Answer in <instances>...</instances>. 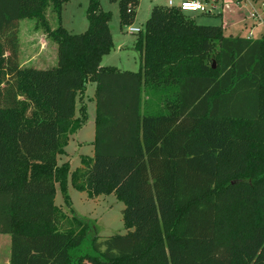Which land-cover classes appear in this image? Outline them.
I'll list each match as a JSON object with an SVG mask.
<instances>
[{"label":"trees","instance_id":"trees-1","mask_svg":"<svg viewBox=\"0 0 264 264\" xmlns=\"http://www.w3.org/2000/svg\"><path fill=\"white\" fill-rule=\"evenodd\" d=\"M68 1L0 0V234L10 236L9 264H264V32L225 35L222 25L155 5L133 43L139 69L120 70L101 64L114 47L110 13L90 0L89 27L74 34L60 23ZM118 1L122 25H132L139 0ZM25 18L57 44L55 66L20 63ZM89 82L94 157L71 173L58 157L87 122ZM149 92L160 96L157 110L146 108ZM69 178L89 197L122 200L127 232L102 239L92 221L64 213L56 185L71 207Z\"/></svg>","mask_w":264,"mask_h":264},{"label":"rangeland","instance_id":"rangeland-1","mask_svg":"<svg viewBox=\"0 0 264 264\" xmlns=\"http://www.w3.org/2000/svg\"><path fill=\"white\" fill-rule=\"evenodd\" d=\"M178 5L181 0H172ZM90 0H69L65 3L61 10L60 23L69 32L79 34L85 32L89 27L87 10ZM169 0H139L136 10V19L132 24L133 27L142 28L145 21L151 13V9L155 5H168ZM100 7L111 15L110 29L113 35L114 47L112 51L103 57L102 65L110 67H120L126 70H138L140 66V54L133 48V43L137 38V33L127 31L128 25H122L120 18L119 1L100 0ZM207 7L206 12L195 11L187 12L192 16L198 24L203 25H222L225 35H242L256 25L252 38H260L264 32V0H217L216 2L204 0ZM214 6V7H213ZM46 18L52 28H56L58 20L56 14L52 11V5L46 9ZM256 24V25H255ZM37 25V27H36ZM36 27V32L34 30ZM19 59L20 63H27L31 57L34 60L39 58L43 60L35 62L37 68H49L56 57L57 44L48 37L47 33L37 24L34 18H25L19 24ZM31 61V60H30ZM23 65V64H22ZM94 82L88 83V90H85V103L88 97L94 94ZM146 98V108L152 110L157 106L160 100L159 94L149 92ZM87 104V103H86ZM88 119L89 123L86 130L89 131L94 123L93 102L88 103ZM87 119V122H88ZM86 122V123H87ZM92 124V125H91ZM91 125V126H90ZM88 127V129H87ZM69 196L71 207L64 200V196L59 190L56 201L65 204L66 208L75 210V212L83 219L92 221L97 229V234L103 239L116 234H124L127 228L123 221L124 203L114 194L105 195L104 198L95 202L81 201L78 197ZM72 208V209H71ZM10 236L8 234H0V264H8L10 256Z\"/></svg>","mask_w":264,"mask_h":264},{"label":"crops","instance_id":"crops-1","mask_svg":"<svg viewBox=\"0 0 264 264\" xmlns=\"http://www.w3.org/2000/svg\"><path fill=\"white\" fill-rule=\"evenodd\" d=\"M202 2H204V0H201ZM208 1H213L216 2L217 0H206V2ZM174 3V2H173ZM214 7V6H213ZM256 25V24H255ZM260 25H256V27H258ZM255 26H253L248 33L246 34H242V35H238L241 37H251L252 38V33L253 31L256 29ZM36 27L34 26V30L36 32ZM233 36H237L235 34H231ZM56 44V43H54ZM56 57L54 58L53 64L50 67H53L56 65L57 63V51H56ZM41 58H39L38 60H34L31 57L28 59L27 63H22L25 66H34V67H39L37 65H35V62H39ZM31 60V61H30ZM43 60V59H41ZM43 63H47L46 60H43ZM102 63V61H101ZM104 66V65H103ZM41 68V66H40ZM120 70H126L124 68H120L117 67ZM129 70V69H128ZM130 71H135V70H130ZM137 71V70H136ZM90 83V82H89ZM95 84V89H94V94L93 96L90 98L88 97V99L86 100V105H87V109L89 108V104L90 102H93V112H94V123H92V127H90L89 131H84L86 130V126L89 123V119H90V115H89V119L88 122L80 129L78 130L76 133H74L73 135L70 136L69 142L67 144V146L65 147V153L59 155L58 157V164L61 165L63 163H68L69 167H70V172H74L77 169L83 168L84 164H83V158H93L94 157V141H95V135H96V89H97V85ZM88 90V84L86 87V92ZM79 103H77V111L79 109ZM90 125V126H91ZM88 129V127H87ZM57 186V191H56V196L58 191L60 190L58 184ZM61 191V190H60ZM68 192L70 195L74 196V197H78L81 201H87L89 200L90 202H95L96 200L101 201L105 195H100L97 197H89L87 192H80L78 190H76L73 185L71 184V179L69 178V183H68ZM55 196V197H56ZM55 203L57 206H59L64 213H66L67 215H70V210L68 208H66L65 204H61V202H57L56 198H55ZM96 205H99V203L95 202ZM8 264H9V258H8Z\"/></svg>","mask_w":264,"mask_h":264},{"label":"built area","instance_id":"built-area-1","mask_svg":"<svg viewBox=\"0 0 264 264\" xmlns=\"http://www.w3.org/2000/svg\"><path fill=\"white\" fill-rule=\"evenodd\" d=\"M169 6H176L180 8L182 11L187 12H195V11H201L206 12L207 7L205 6L204 2L201 0H181V2L178 5H175L172 0H169L168 3ZM141 30V28L133 27L132 25L128 26L127 31L131 33H137Z\"/></svg>","mask_w":264,"mask_h":264},{"label":"water","instance_id":"water-1","mask_svg":"<svg viewBox=\"0 0 264 264\" xmlns=\"http://www.w3.org/2000/svg\"><path fill=\"white\" fill-rule=\"evenodd\" d=\"M213 68H215V64H213Z\"/></svg>","mask_w":264,"mask_h":264}]
</instances>
